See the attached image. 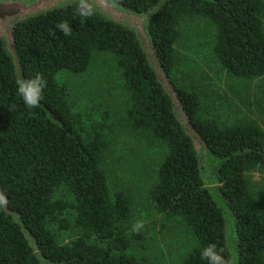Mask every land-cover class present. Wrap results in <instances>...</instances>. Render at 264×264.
<instances>
[{"label":"trees","instance_id":"trees-1","mask_svg":"<svg viewBox=\"0 0 264 264\" xmlns=\"http://www.w3.org/2000/svg\"><path fill=\"white\" fill-rule=\"evenodd\" d=\"M112 1L146 13L161 0ZM76 6L18 22L12 29L22 79L40 74L46 81L44 98L33 109L17 94L12 56L0 39V187L7 211L18 215L50 264H138L127 253L132 240L140 238L139 232L128 234L132 201L122 191L112 192L103 167L108 126L75 112L56 80L61 71L85 72L95 51L108 52L121 72L131 129L165 146L149 200L159 214L177 219L192 233L194 245L182 264H208L200 252L209 244L222 250L228 264H264V197L253 192L248 180L253 171L264 173V126L219 125L202 118L197 93L173 79L179 24L194 18L214 26L213 54L228 75L264 77V1L168 0L147 26L152 49L190 126L219 160L220 203L206 188L192 139L135 34L96 12L85 20ZM64 22L71 26L68 34L59 30ZM61 186L71 193L72 203L53 199ZM7 211L0 201V264H40L21 225ZM51 223L60 229L75 226L82 235L60 245L48 229Z\"/></svg>","mask_w":264,"mask_h":264},{"label":"rangeland","instance_id":"rangeland-1","mask_svg":"<svg viewBox=\"0 0 264 264\" xmlns=\"http://www.w3.org/2000/svg\"><path fill=\"white\" fill-rule=\"evenodd\" d=\"M178 29L173 79L197 93L202 104L201 117L219 125L255 122L263 127L264 77H233L219 66L213 54L215 29L208 20H182ZM56 80L65 88L75 112L92 120H104L108 126L104 133L109 151L103 167L112 192L122 191L132 201L128 234L134 233L133 225L138 220L144 222L140 238L132 240L127 253L138 264H182L194 245L192 233L177 219L159 214L149 200V190L166 149L147 133L131 129L127 117L129 99L116 57L95 51L85 72L61 71ZM248 180L253 192L264 197V173L253 171ZM53 199L73 202L63 186L55 190ZM66 217L70 222L74 219L72 212H67ZM48 229L60 245L70 244L82 235L75 226L60 229L51 223Z\"/></svg>","mask_w":264,"mask_h":264},{"label":"water","instance_id":"water-1","mask_svg":"<svg viewBox=\"0 0 264 264\" xmlns=\"http://www.w3.org/2000/svg\"><path fill=\"white\" fill-rule=\"evenodd\" d=\"M168 0H161L155 8L146 13H137L126 10L112 0H89L94 6L96 13L101 14L107 20L124 26L127 30L133 32L138 40L140 46L146 53V57L150 67L154 70L158 82L162 85L164 91L169 95L173 112L177 119L182 123L184 131L190 136L193 142L194 150L197 152L200 166L204 169L200 170L201 177L205 183L206 188L213 195L217 203H220V193L218 191V175H219V160L215 159L207 150L205 145L196 132L190 126L188 118L185 116L183 109L178 101L176 94L170 84L167 74L162 69L153 49L152 44L148 38L147 26L150 18ZM78 3V0H0V39L5 43V49L12 56V60L16 70L18 82L22 79V74L17 61V55L13 48V41L11 32L14 25L18 22L37 17L46 12L60 9ZM0 201L4 209L7 211V201L0 187ZM11 214L14 221L21 225L26 239L33 247L34 253L38 258L40 264L48 263L39 253L35 243L29 232L23 226L18 215L7 211Z\"/></svg>","mask_w":264,"mask_h":264},{"label":"clouds","instance_id":"clouds-1","mask_svg":"<svg viewBox=\"0 0 264 264\" xmlns=\"http://www.w3.org/2000/svg\"><path fill=\"white\" fill-rule=\"evenodd\" d=\"M76 11L81 18L86 20L94 14L95 9L89 0H78ZM59 30L64 34H68L71 31V26L68 22H64L59 25ZM45 87L46 81L44 77L40 74H35L30 78L21 79L17 83V94L27 108L33 109L43 100ZM143 227L144 222L138 220L133 225L132 230L139 232ZM221 253L222 250H218L215 244H209L201 249L200 255L202 259L207 260L208 264H228V261Z\"/></svg>","mask_w":264,"mask_h":264}]
</instances>
